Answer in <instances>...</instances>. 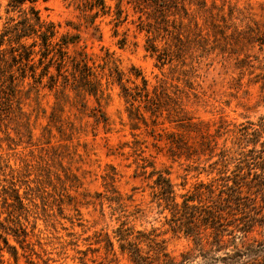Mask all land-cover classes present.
Listing matches in <instances>:
<instances>
[{
    "label": "rangeland",
    "instance_id": "1",
    "mask_svg": "<svg viewBox=\"0 0 264 264\" xmlns=\"http://www.w3.org/2000/svg\"><path fill=\"white\" fill-rule=\"evenodd\" d=\"M80 3L38 0L35 7L42 18L60 24L59 35L77 31L68 23L80 24V44L97 63H101L102 48L107 49L126 77L140 71L150 88L167 81L172 85L171 94L177 86L183 92V108L193 122L207 124L211 133L222 124L226 127L222 131L229 130L217 139L219 147H231L235 126L264 117V49L238 45L234 40L235 28L242 30L253 21H264V0H206L204 8L189 6L190 16L183 23L188 24L190 41L183 36L182 43L163 29L153 33L140 30L138 14L127 4L116 26V0H107L111 11L95 19L99 27L95 32L92 26L85 27ZM6 8L7 0H0V28L7 16H18L17 12L6 13ZM126 13L128 18L124 20ZM143 19L145 23L146 17ZM148 38H153L157 52L147 48ZM160 54L162 59L158 58ZM257 75L263 79L255 82ZM106 93L109 99L102 101L109 119L106 126L87 115L96 104L92 97L86 113L66 103L64 112L56 110L59 118L55 117L56 98L48 89L41 90L38 104L34 94L30 99L23 96L26 115L18 117L15 112L1 124L0 166L4 172L0 171V189L13 181L28 212L20 219L27 232L22 244L7 230L18 224L6 221L7 215L2 214L6 228H0V264H131L118 250L116 230L122 223L136 230H155L173 257L194 251L192 238L171 229L170 213L152 199L149 186L155 176H145L153 162L155 169L169 172L180 195L200 181L217 178L215 170L210 172V164L217 157L208 161L202 156L193 164L184 158H170L164 148L155 147L156 140L146 132L150 128L141 124L140 129H131L120 86L111 84ZM160 128L176 130V124L165 122L157 127L158 132ZM158 143L164 146L163 141ZM140 165H148L144 176L140 175ZM66 173L77 175L79 181L66 180ZM258 179L248 177L252 185L260 182ZM257 201L261 203V193ZM1 203L0 198V210ZM230 228L238 236L235 241L239 245L264 239V229L259 227L246 235L234 229V224ZM107 239L114 243L115 255L107 253ZM13 247L17 259L10 253ZM242 264H264V255Z\"/></svg>",
    "mask_w": 264,
    "mask_h": 264
},
{
    "label": "trees",
    "instance_id": "2",
    "mask_svg": "<svg viewBox=\"0 0 264 264\" xmlns=\"http://www.w3.org/2000/svg\"><path fill=\"white\" fill-rule=\"evenodd\" d=\"M37 1L7 0L6 13L17 12L18 16H7L0 28V127L15 112H18V117L25 116L23 96L30 99L34 94L33 99L38 104L43 89L53 92L56 98L52 113L55 117L59 118L56 110L64 112L66 103L86 113L88 100L92 97L96 104L87 115L106 126L109 119L102 101L109 99L106 91L109 85L116 83L127 104L131 129L138 130L141 124L150 128L146 132L156 140L155 147L164 148L170 158H184L193 164L202 156H207L208 161L217 157L210 164V172L215 170L217 178L210 182L200 181L192 190L180 195L176 193L169 172L155 169L153 162L149 163L152 170L145 176H155L149 186L152 199L170 213L171 229L192 238L194 251L182 253L180 258L173 257L155 230H136L122 223L116 230L119 252L125 254L131 264H242L264 255V239L255 243L243 241L239 245L235 241L238 236L230 228L234 224V229L245 235L255 227L264 229V117L257 122L246 121L235 126L231 130V147L225 144L219 147L217 139L229 130L222 131L226 128L222 124L215 133H211L207 124L193 122L183 108V92L177 86L173 94L169 91L172 85H168L167 81L150 88L149 81L135 67H132L135 70L131 73L132 77H126L117 58L107 49L102 48L101 63H97L86 47L80 44V24L68 23L77 31L59 35L60 24L42 18L35 7ZM124 4L138 14L140 30L153 33L163 29L182 43L183 36L187 42L190 41L188 24L183 23L190 16L189 6L204 8L206 0H116L113 14L116 26L121 23L122 14L126 11ZM78 8L85 27L92 26L95 32L99 31L95 19L111 11L107 0H81ZM262 10L264 12V6ZM143 16L146 17L145 23ZM127 18L128 13L124 20ZM171 27L173 29L170 30ZM234 34L235 44L246 47L258 45L259 49H264V21H253L242 30L235 28ZM148 42L147 48L157 52L153 38H148ZM158 58L163 56L160 54ZM261 79L263 77L257 75L255 82ZM130 82L133 85H127ZM165 122L175 123L176 130L160 128L158 132L157 127ZM25 124L27 127L28 121ZM162 141L163 147L158 143ZM191 164L188 163L187 167L191 168ZM147 166H139L140 175L146 174ZM0 171L4 172L1 166ZM248 177H259L260 182L252 185ZM68 178L79 181L73 173H66V180ZM260 193L261 203H258ZM0 198V228H6L1 220L5 213L8 217L6 221L18 224L17 228L8 227L7 230L12 231L16 242L22 244L27 236L20 221L22 215L28 212L24 197L11 181L9 186L0 189ZM178 198L181 200L178 201ZM3 240L8 244L7 238ZM106 243L107 253L115 255L114 243L110 239ZM231 246L233 249H230ZM10 253L17 259L15 247Z\"/></svg>",
    "mask_w": 264,
    "mask_h": 264
}]
</instances>
